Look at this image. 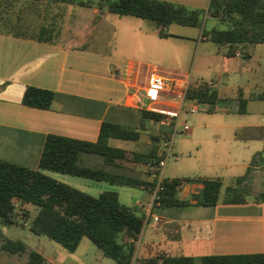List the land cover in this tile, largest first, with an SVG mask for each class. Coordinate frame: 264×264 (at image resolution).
Listing matches in <instances>:
<instances>
[{
	"label": "crops",
	"instance_id": "1",
	"mask_svg": "<svg viewBox=\"0 0 264 264\" xmlns=\"http://www.w3.org/2000/svg\"><path fill=\"white\" fill-rule=\"evenodd\" d=\"M35 3L38 8L41 5L45 7L44 15L49 19L47 22L42 15V21L30 29L22 26V32L0 31V160L27 169L39 170V157L47 135L95 142L100 126L105 122L136 129L139 133L136 142L110 139L108 142L110 146L142 153L145 151L136 150V147L143 144L151 148L155 143L153 138H158L153 126L157 124L162 128L170 125L164 116L157 123L143 119L140 115L141 110L150 112L144 96L148 74L156 72L167 79H188L189 84H192L191 74L195 65V61H192L190 71L187 73L180 65L171 66L158 61L153 54L160 53L161 56L173 57V49L167 48L171 46L169 39L193 40V38L171 33L162 37L157 30L152 29V24L144 22L149 20L116 15L119 18L112 26L111 33H114L113 37L117 33V39L113 40L110 50H99L91 47L100 41L95 32H88L89 19L80 21L79 28L74 30L73 15H68L66 21L62 18L59 21L55 20L56 16L62 15L63 10L66 12L65 5L45 1ZM70 8L72 13H77L79 8L90 9L91 14L95 16L93 20L96 26L100 25L104 16L92 7L70 5ZM152 23L157 27L154 22ZM41 29H46L44 36H41ZM159 41L163 43L159 44ZM200 41L208 40L201 35ZM199 45L197 41L195 44L197 51ZM244 46L245 48L237 47L233 57L226 56V48L216 46L214 54L208 56L219 64L216 78L210 81L201 79L193 83L210 84L220 94V99L215 104L221 101L230 105L235 104L234 112L238 114H247L251 103L264 101L255 98L262 94L264 89L258 93H249V90L256 88L263 81L264 70H254V73L252 71L241 85L236 84L230 88L223 85L224 76L243 73L228 70L225 59L252 58L246 51V45ZM28 86L53 92V101L49 109L29 108L22 104L23 93ZM238 92H241V99L246 100L244 113L238 112ZM241 128L242 140H262L264 150V124L244 125ZM189 132L190 128L184 133ZM128 143H132V147H127ZM81 159L91 162V158L87 156ZM124 165L129 168L127 173L123 172L124 174L136 176L150 183L145 164ZM252 168L256 170V166ZM40 171L85 193L93 191L98 195L103 191L116 192L118 200L122 188L128 189L125 190L127 196H138L137 192L130 189L142 190L147 199L143 202L139 201V198L134 199L131 209L138 208L139 215L156 216L161 222L156 225L159 231L158 240L149 239L142 242L140 240L144 232L142 229L135 243L137 256L148 257L156 252L184 257L264 253V202L255 199L264 195V190L253 199H245L243 204L219 202L208 207L192 204L184 207L150 209L149 187L119 186L47 170ZM185 189L188 191L186 196H180ZM200 189L201 185L198 183L185 184L178 198L188 200L191 195L199 193ZM174 209L182 210L176 212ZM185 209L190 212L187 210L185 212ZM192 224L196 225V228L189 238L183 237L180 230L174 234L165 233L171 225H187L190 230Z\"/></svg>",
	"mask_w": 264,
	"mask_h": 264
},
{
	"label": "trees",
	"instance_id": "2",
	"mask_svg": "<svg viewBox=\"0 0 264 264\" xmlns=\"http://www.w3.org/2000/svg\"><path fill=\"white\" fill-rule=\"evenodd\" d=\"M14 0H4L5 8ZM78 7H96L117 16H131L154 22L160 27L159 35L171 24L199 28L202 37L219 48H226V56H235L238 46L264 45V0H209L206 9L187 8L180 4L160 0H33ZM207 19H213L225 29L212 27L205 30ZM46 29H41L44 36ZM255 98L264 100V92ZM186 101L198 105H214L220 99L219 92L206 82L189 84ZM53 101V92L32 86L26 87L22 104L29 108L47 110ZM246 100L238 92V112H245ZM143 119L159 123L163 116L145 110L140 111ZM110 139L136 142V129L111 123H102L95 142H86L57 135H47L39 157L38 169L31 170L0 160V223L5 227L15 224V202L31 205L37 209L29 220V231L58 243L66 251L76 250L82 238L97 247L101 255L117 264H264V253L207 255L202 257L169 256L156 252L148 257L135 255L138 241L146 222L145 215L118 200L116 192L103 191L91 196L83 191L43 174L40 170L52 171L94 181H104L126 187L153 188V182H145L123 172L129 170L124 163L147 164L159 160L157 149L146 153L129 152L108 144ZM156 142L158 138H153ZM98 157L99 167L79 163L81 156ZM108 168V169H107ZM187 180L162 181L158 193L159 207H184L189 205L208 207L219 202L243 204L245 198L237 187H226V197L219 199L221 183L218 180H199V193L188 200H179L178 195ZM240 184V180L237 181ZM264 202V195L255 198ZM28 219V214H22ZM2 250L21 255L25 245L21 241L6 240ZM43 258L34 251L28 253L30 264H41Z\"/></svg>",
	"mask_w": 264,
	"mask_h": 264
},
{
	"label": "rangeland",
	"instance_id": "3",
	"mask_svg": "<svg viewBox=\"0 0 264 264\" xmlns=\"http://www.w3.org/2000/svg\"><path fill=\"white\" fill-rule=\"evenodd\" d=\"M160 1L181 4L187 8H204L207 7L209 2V0ZM92 8L97 9L95 6ZM65 9L66 12L63 10V16L60 14L55 17L56 21H59L61 18L66 21L68 15H73L74 17H71L72 23H76L73 24L75 30L79 28L78 23L83 22V19H89L88 32H95L99 41L103 40L102 43L96 42V45L91 47L98 48L99 50L105 49L106 51L111 49L113 40L117 39V33L114 37V33H111L112 26L119 17L106 10L99 11L97 9L98 13L104 14V16L100 25L96 26L93 20L95 16L91 14L90 9L79 8L77 13H72L70 5H65ZM44 14H46L45 7L41 5L38 8L37 3L30 0H14L12 1V5L7 8H5L4 0H0V31L13 30L22 32L23 27L30 29L32 26H37L40 20L42 21L41 17ZM43 17H45V22L49 20L47 16L44 15ZM144 22L152 24V29L160 33L159 26L155 27L151 21ZM212 27L225 29L224 26L218 25L216 20L207 19L204 24L205 30H210ZM162 33L166 36L170 33L179 34L189 37V39L191 37L193 40H187L188 38L169 39L168 42L171 46L167 48L173 49L174 56H161L160 53L153 54L158 61L171 66L180 65L187 73L190 71L192 61H195L191 74L192 84L199 82L201 79L210 81L216 78L219 64L215 63L208 56L213 55L217 47L210 41H200L202 35L201 29L171 24L165 27V31ZM197 41L200 43L199 51L195 49ZM84 42L85 40H83ZM162 43L163 41H159V44ZM243 47L245 48V46ZM246 51L252 57L250 60L245 59V57L225 59L227 60L228 70H232L233 72L241 71L243 73L241 75L240 73H232L229 76H224V86L230 88L236 86V84L241 85L245 79H248L247 75L251 74L252 71L254 73V70H264V45H246ZM263 89L264 79L259 83V86L249 90V93H258L263 91ZM235 106V104L230 105L222 101L217 102L213 107L197 105L186 101L177 120L175 131V121L169 127L161 128L155 124L153 127L157 131L158 140L151 148H156L157 157L165 160L161 178L166 181L173 179L187 180L186 182L188 183L186 185L191 183L197 184L196 182L199 180H218L222 185L219 195L220 200L226 197V187H237V192L242 194L245 199H253L262 193L264 190V150L262 140L245 141L240 137L243 135V128L241 126L256 123L264 124V114H259L260 112H264V101L251 103L249 105V113L247 114L234 112ZM191 107H196L198 111L191 113L189 111ZM184 122L190 128L189 133L182 131V124ZM167 137L168 140H166ZM131 145L132 143H128L127 147H132ZM147 148L141 144L136 147V150L145 151L144 153H146L150 150V147ZM81 157H85V155ZM81 157L79 163L82 165L90 167H99L100 165L98 157L88 156V158H91V162H86ZM254 166H256V170L252 168ZM238 180H240V184L237 183ZM121 190L119 191V201L126 207L131 208L136 198H139L141 202L147 199L145 193L140 189H130L133 192H137L138 196H127L125 195V190L128 189L122 188ZM187 192V189H185L180 196L185 197ZM86 193L94 197L97 196L93 191ZM174 210L181 212L179 210L182 209ZM134 211L136 214H140L138 208L134 209ZM24 212L28 214V219L23 218L22 214ZM36 212L37 209L31 205L15 202V224L5 227L0 223V264H30L28 262V253L31 251L36 252L43 258L41 264H117L115 261L103 257L97 247L86 238H82L76 250L70 253L58 243L44 236L32 234L28 228L29 220ZM155 212L154 210L153 213ZM187 212L190 211L187 210ZM156 227L152 222V218H148L144 224V232L140 240L142 242H146L149 239L158 240L159 231ZM195 228L196 225L194 224L191 225L190 230L187 225H171L168 230H165V233L174 234L180 230L183 237L189 238ZM6 240L21 241L25 245V252L21 255L5 252L2 250L1 245ZM195 264L199 263L196 262Z\"/></svg>",
	"mask_w": 264,
	"mask_h": 264
},
{
	"label": "built area",
	"instance_id": "4",
	"mask_svg": "<svg viewBox=\"0 0 264 264\" xmlns=\"http://www.w3.org/2000/svg\"><path fill=\"white\" fill-rule=\"evenodd\" d=\"M188 85V79H167L157 74L156 72H151L147 76L146 86L144 89V96L148 101V110L150 112L164 116L165 120L169 125L173 124V122L175 121L174 131L176 130V123L183 109V105L186 102L185 93L188 88ZM164 108H169L172 110H166ZM189 111L191 113H194L196 112V108L191 107ZM187 130L188 127L186 123H183L182 131L186 132ZM166 140H168V137ZM164 166L165 160L162 159H159L156 162H150L145 164V168L147 169V175L151 180L150 182H153L155 184L153 188H150V209H153L154 206H159L158 193L162 190L163 179L161 178V173ZM148 218L151 217L148 215L146 217V221ZM152 222L154 225H158L161 221L158 217L154 216L152 217Z\"/></svg>",
	"mask_w": 264,
	"mask_h": 264
}]
</instances>
